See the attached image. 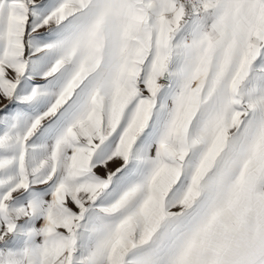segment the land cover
Instances as JSON below:
<instances>
[{
  "label": "snow or ice",
  "instance_id": "snow-or-ice-1",
  "mask_svg": "<svg viewBox=\"0 0 264 264\" xmlns=\"http://www.w3.org/2000/svg\"><path fill=\"white\" fill-rule=\"evenodd\" d=\"M0 264H264V0H0Z\"/></svg>",
  "mask_w": 264,
  "mask_h": 264
}]
</instances>
